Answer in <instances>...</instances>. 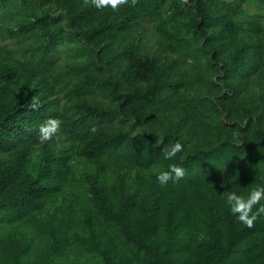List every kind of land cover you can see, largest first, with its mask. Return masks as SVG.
<instances>
[{"label":"trees","instance_id":"16d2710c","mask_svg":"<svg viewBox=\"0 0 264 264\" xmlns=\"http://www.w3.org/2000/svg\"><path fill=\"white\" fill-rule=\"evenodd\" d=\"M258 185L264 0H0V264H264Z\"/></svg>","mask_w":264,"mask_h":264},{"label":"clouds","instance_id":"9594fccd","mask_svg":"<svg viewBox=\"0 0 264 264\" xmlns=\"http://www.w3.org/2000/svg\"><path fill=\"white\" fill-rule=\"evenodd\" d=\"M92 2L97 8L110 5L113 10H115L119 5L127 3V0H92ZM50 123L55 127L59 124V121H51ZM92 131H95V129L93 128ZM45 138H47V133H45ZM183 147L184 145L182 143L178 141L175 142L170 148L164 150V158L171 159L176 157L177 153L182 152ZM184 175L185 170L182 167L172 165L170 170L160 172L157 176V180L163 184L169 179L179 180ZM262 200H264V185H258L253 188L249 192L247 198L239 195L237 192L227 193V203L231 214L248 227H252L254 221H256L261 214H264V203H261ZM254 206H256L255 211H253Z\"/></svg>","mask_w":264,"mask_h":264},{"label":"rangeland","instance_id":"374dc122","mask_svg":"<svg viewBox=\"0 0 264 264\" xmlns=\"http://www.w3.org/2000/svg\"><path fill=\"white\" fill-rule=\"evenodd\" d=\"M245 20V18H242ZM145 39L143 40L144 43H147V49H156V40L157 37L151 32L149 28V24H147V29L144 32Z\"/></svg>","mask_w":264,"mask_h":264}]
</instances>
